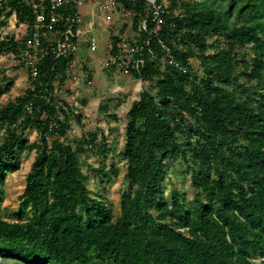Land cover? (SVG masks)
Returning <instances> with one entry per match:
<instances>
[{"label": "trees", "instance_id": "16d2710c", "mask_svg": "<svg viewBox=\"0 0 264 264\" xmlns=\"http://www.w3.org/2000/svg\"><path fill=\"white\" fill-rule=\"evenodd\" d=\"M14 13L31 31L27 0H0V29ZM46 15L49 21L48 8ZM163 17L159 35L148 34L151 20L140 34L143 46L149 40L145 64L131 66L149 84L128 112L120 152L127 187L117 216L89 194L81 154L95 135L82 134L75 147L65 139L73 106L59 93L72 75L68 59H42L25 93L0 103V256L26 264H264V0H171ZM68 27L62 21L54 28ZM50 32L42 29L45 47ZM158 39L180 67L163 63ZM26 47L25 36L0 35V56L19 57ZM193 56L204 66L200 80L190 72ZM12 83L0 84V99ZM29 129L38 140L24 137ZM23 151L36 155L9 220L1 212L3 185ZM176 153L188 162L196 189L189 206L178 191L171 204L157 198ZM105 170L101 163L97 171Z\"/></svg>", "mask_w": 264, "mask_h": 264}, {"label": "rangeland", "instance_id": "374dc122", "mask_svg": "<svg viewBox=\"0 0 264 264\" xmlns=\"http://www.w3.org/2000/svg\"><path fill=\"white\" fill-rule=\"evenodd\" d=\"M167 4L169 10L171 0H167ZM82 10L84 21H89L88 7L85 6ZM177 10L178 8L175 12ZM20 24L22 23L12 15L8 19V24L0 29V35L21 41L28 29L27 24L24 26ZM137 24L136 16L123 17L117 12L114 13L110 25L99 19L94 31L100 38V49L97 52H90L84 41L85 35L81 36L78 40V63L74 68L75 71L68 76L65 86L59 93L67 104L73 106L72 127L67 133L66 141L71 142L75 147L82 134L95 135L92 147L81 154L82 165L88 175L90 196L101 198L104 203L111 205L114 217L120 212V196L127 187L126 162L120 152L125 143L128 112L133 101L140 98L142 91L149 84L148 81L132 74L128 61L133 58L131 53L124 56L126 64L123 67L116 59L115 51L118 52L119 36L129 35L134 42L138 38ZM50 38L52 36L47 37ZM167 60L168 54L163 55L162 61ZM189 65L195 79L200 80L204 77V66L198 57H190ZM162 70H166L165 65H162ZM87 78L92 80V84L87 83ZM32 80L31 69L27 65L24 53L16 58H10L7 53L0 56V84L8 86L7 84L13 82L0 99L1 104L4 105L24 94L32 85ZM235 87L236 84L228 86L230 89ZM24 137L34 141L39 139V134L36 130L29 129L24 132ZM105 144L109 148L107 153L102 151ZM35 155V151L20 152L18 169L8 171L6 174L3 185L4 201L1 205L2 216L6 219L15 220L14 214L19 210V196L24 191L26 177L31 170ZM101 163H105L107 170L97 171ZM111 167L116 168L118 173L114 174ZM162 189L163 192L157 196L159 200L165 199L171 204L172 193L178 191L180 196L187 198L188 206L193 204L196 189L192 185L189 164L181 153H176L167 162V171L162 177ZM29 212L31 213V210ZM81 213H84L83 208ZM0 264L26 263L0 256Z\"/></svg>", "mask_w": 264, "mask_h": 264}, {"label": "built area", "instance_id": "2783aa9c", "mask_svg": "<svg viewBox=\"0 0 264 264\" xmlns=\"http://www.w3.org/2000/svg\"><path fill=\"white\" fill-rule=\"evenodd\" d=\"M33 10L35 21L32 25L31 31L26 34L27 47L23 51L24 56L27 57V64L31 69L33 78L38 73V63L50 56H62L68 59V72L73 74L74 68L78 63V40L82 35H85L84 41L87 43L90 52H97L100 49V38L95 33L94 28L96 22L100 19L107 25L113 22L114 13H120L123 17H131L139 14L141 9L144 15L138 18L137 30L138 38L132 42L129 35L122 34L119 36L118 52L116 59L124 66L126 64L124 56L131 53L133 58L129 61V65L139 70L145 63L143 59V49L149 46V40L144 41L142 45L141 32L147 31L148 24L151 20L153 28L148 31L149 35H159L161 29L166 25L164 14L168 13L167 0H130L134 3L141 2L143 5L139 10L133 8H126L119 0H27ZM48 2V5L45 4ZM88 7L89 21L85 22L82 12ZM49 9V21L47 20L46 9ZM16 18V14H13ZM66 22L69 27L61 32H55V25L59 22ZM25 25V24H20ZM48 28L51 32L52 38L47 39V46H43L42 34L43 28ZM159 45L164 51V55L168 54V60L164 64H174L178 67L181 65L176 61L171 51L169 50L167 42L158 39ZM136 43L138 45H136ZM135 44V45H134ZM130 54V55H131ZM116 62V60H114ZM87 83L92 84V80Z\"/></svg>", "mask_w": 264, "mask_h": 264}]
</instances>
